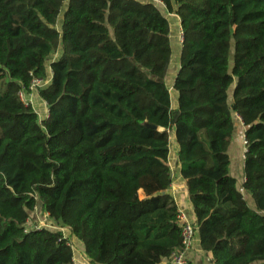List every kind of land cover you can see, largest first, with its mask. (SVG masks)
<instances>
[{
  "label": "trees",
  "instance_id": "16d2710c",
  "mask_svg": "<svg viewBox=\"0 0 264 264\" xmlns=\"http://www.w3.org/2000/svg\"><path fill=\"white\" fill-rule=\"evenodd\" d=\"M154 1L179 19L175 109L169 23L153 5L0 0V264H73L61 231L26 228L38 202L90 264L167 260L181 244L171 137L211 264H264V0ZM55 53L39 120L18 93ZM235 118L252 207L229 174Z\"/></svg>",
  "mask_w": 264,
  "mask_h": 264
},
{
  "label": "crops",
  "instance_id": "0c3cea01",
  "mask_svg": "<svg viewBox=\"0 0 264 264\" xmlns=\"http://www.w3.org/2000/svg\"><path fill=\"white\" fill-rule=\"evenodd\" d=\"M139 1L144 5H148V4L153 5L159 11V13L167 19V21L169 23V31H170L171 25L175 26L176 31H177V28L180 31L178 17L175 14L167 13L165 10V7L161 3L154 1V0H139ZM176 34L177 33H175V36H176ZM180 45H181V37H180L178 48L177 49L175 48L176 53H177L176 56L174 55L173 46L171 45L172 53H171V57H170L168 71H167L166 77L164 79L165 86H166L168 93H169V96H170L172 109L176 108V103H177V96H176V93L173 91L172 86H173L174 78H175L176 73H177L178 68H179ZM54 60H56V59L49 60L47 65H46L47 79L49 80V82H50V78H51V71H50L49 66H50V63ZM26 101H27V104H29L31 106V108L33 109L34 113L37 115L39 120L44 119L46 117V114H47L46 106L40 100L37 93L32 92L30 94H26ZM235 125H236V127H235L234 133L236 134V138H239L241 140V142H240V145L242 146V150H241L242 161L241 162H242V170H243V160H244L243 155L245 152V148L243 146V133H244L245 129L243 128V126L241 125V123L239 122V120L237 118H235ZM230 147H231V145H230ZM230 147L228 148V150L231 149ZM232 147H234V144H232ZM177 151H178V147L174 143V139L171 137L168 164H169L171 174H172V183H171L169 189L167 190V193L173 198V201H174V203L178 209L179 214H181L189 222L193 223L194 222V216L192 213L191 206L188 202L185 184H184V181L179 176V167L177 165ZM231 170L232 169L229 167V174L233 178V176L231 175ZM243 182H244V175H242V177L240 179V184L238 185V183H236V189L241 194L243 199L248 203V205L250 207H252L253 206L252 199L243 190V187H242ZM81 250L83 251V247H82V245L79 244V247L77 246V253L75 254L72 251V254H73L72 262H73V264H90L88 259H86V257L83 256L84 251L81 252ZM187 258H188V264H211L210 255L205 253L204 251H202V249L200 248V243H199V239H198L197 234H196V237L194 238L193 247L188 252ZM161 264H167V260H164ZM254 264H258V263H254Z\"/></svg>",
  "mask_w": 264,
  "mask_h": 264
},
{
  "label": "rangeland",
  "instance_id": "374dc122",
  "mask_svg": "<svg viewBox=\"0 0 264 264\" xmlns=\"http://www.w3.org/2000/svg\"><path fill=\"white\" fill-rule=\"evenodd\" d=\"M59 20L61 21V19H59ZM58 28H59V24H58ZM175 33H177L176 36H175ZM180 37H181V33H180L179 29L177 28V31H176L175 26L171 25L170 31H169V40H170L171 45L173 46L175 56L177 55L175 48L177 49L179 46ZM57 55H58V53H55L49 60L56 59ZM232 88L230 89V91H229L230 93L228 94L229 101H231L230 96L232 93ZM235 127H236V125H234V129H235ZM240 142H241V140L239 138H236V134L233 133L231 143H230L231 147L229 145V147L231 149H229L227 151V155H228V159H229V167L232 169L231 175L235 179L236 183H238V185L240 184V179H241L242 175H244L243 170H242V162H241L242 161V159H241L242 158V152H241L242 146L240 145ZM232 144H234V147H232ZM38 226L47 227V228L51 227V226H55L53 231H61L63 236L70 241L72 251L75 254L77 253V246L79 247V243H77L74 239H72L68 229L60 228V227H58L55 224L50 222V220L45 216L44 212L41 210V205L39 202L36 205L35 211H33L32 213L29 214V219H28V222L26 224V228L29 229V228H34V227H38ZM81 252H83V251L81 250ZM83 256H85L84 253H83Z\"/></svg>",
  "mask_w": 264,
  "mask_h": 264
},
{
  "label": "built area",
  "instance_id": "2783aa9c",
  "mask_svg": "<svg viewBox=\"0 0 264 264\" xmlns=\"http://www.w3.org/2000/svg\"><path fill=\"white\" fill-rule=\"evenodd\" d=\"M48 83H49L48 79H45V80L34 79L31 82V85L29 87V91H30V93H32V92L36 93L37 90L44 88L45 86L48 85ZM26 94H28V93H25V91H20L18 93V97H19L20 101L25 105L27 104ZM46 112H47V109H46ZM46 116H47V114H46ZM243 146H245V142H243ZM45 216L48 218L47 214H45ZM178 221L180 224L181 244H180V247L178 249L174 250L170 254L169 258L167 259V264H188L187 255H188V252L193 247V242H194V238H195L194 237L195 234H194L193 223L186 220L181 214H179V216H178ZM54 227L55 226H51V227L47 228V227L38 226V227H34V229H48L50 231H53Z\"/></svg>",
  "mask_w": 264,
  "mask_h": 264
},
{
  "label": "water",
  "instance_id": "95a60500",
  "mask_svg": "<svg viewBox=\"0 0 264 264\" xmlns=\"http://www.w3.org/2000/svg\"><path fill=\"white\" fill-rule=\"evenodd\" d=\"M146 127L149 128V129H154V130L156 129V127L151 126V125H147V124H146Z\"/></svg>",
  "mask_w": 264,
  "mask_h": 264
}]
</instances>
